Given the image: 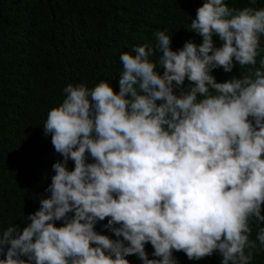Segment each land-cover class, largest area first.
I'll use <instances>...</instances> for the list:
<instances>
[{
  "label": "clouds",
  "instance_id": "9594fccd",
  "mask_svg": "<svg viewBox=\"0 0 264 264\" xmlns=\"http://www.w3.org/2000/svg\"><path fill=\"white\" fill-rule=\"evenodd\" d=\"M256 3L204 0L186 27L200 44L174 51L157 30L154 45L122 52L118 92L107 80L63 88L42 126L62 157L50 195L23 227L0 231V264H129L130 255L176 264L174 251L250 264L264 251V7ZM236 65L247 71L225 82L211 74ZM106 218L116 239L95 231Z\"/></svg>",
  "mask_w": 264,
  "mask_h": 264
},
{
  "label": "trees",
  "instance_id": "16d2710c",
  "mask_svg": "<svg viewBox=\"0 0 264 264\" xmlns=\"http://www.w3.org/2000/svg\"><path fill=\"white\" fill-rule=\"evenodd\" d=\"M203 2L0 0V231L9 223L23 227L24 217L50 195L45 189L54 174L52 165L62 157L55 152L50 135H43L42 126L47 112L62 102L63 88L81 82L92 88L107 80L118 92L120 54L134 55V47L154 45L157 30H166L174 51L189 40L200 44L202 38L186 27ZM225 2L240 9L249 6L248 0ZM252 6L264 7V0ZM213 41L216 47L222 44L216 36ZM157 71L162 75V68ZM246 71L236 65L229 73L217 68L211 74L216 82H225ZM188 84L186 79L184 87ZM73 166L69 161L68 169ZM62 223L55 222L57 227ZM106 223L107 218L98 222L95 231L116 239L103 227ZM252 227L254 239L257 228ZM145 251L149 259L155 258L150 243ZM173 256L176 264H221L222 259L218 252L200 260H189L183 252L174 251ZM125 258L129 264H142L136 255ZM250 264H264V251L256 253Z\"/></svg>",
  "mask_w": 264,
  "mask_h": 264
}]
</instances>
